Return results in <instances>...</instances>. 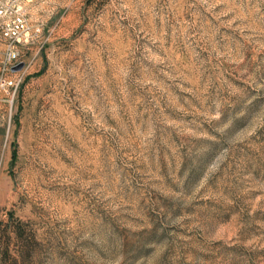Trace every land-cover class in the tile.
Returning <instances> with one entry per match:
<instances>
[{
    "label": "rangeland",
    "instance_id": "1",
    "mask_svg": "<svg viewBox=\"0 0 264 264\" xmlns=\"http://www.w3.org/2000/svg\"><path fill=\"white\" fill-rule=\"evenodd\" d=\"M25 8L0 264H264V0Z\"/></svg>",
    "mask_w": 264,
    "mask_h": 264
},
{
    "label": "built area",
    "instance_id": "2",
    "mask_svg": "<svg viewBox=\"0 0 264 264\" xmlns=\"http://www.w3.org/2000/svg\"><path fill=\"white\" fill-rule=\"evenodd\" d=\"M34 1L38 0H0V116L12 111L22 81L23 69L13 67L25 63L18 44L32 37L25 7Z\"/></svg>",
    "mask_w": 264,
    "mask_h": 264
},
{
    "label": "water",
    "instance_id": "3",
    "mask_svg": "<svg viewBox=\"0 0 264 264\" xmlns=\"http://www.w3.org/2000/svg\"><path fill=\"white\" fill-rule=\"evenodd\" d=\"M24 65H25L24 62H20V63L16 64V65L13 67V71H18V70L23 69V68H24Z\"/></svg>",
    "mask_w": 264,
    "mask_h": 264
}]
</instances>
